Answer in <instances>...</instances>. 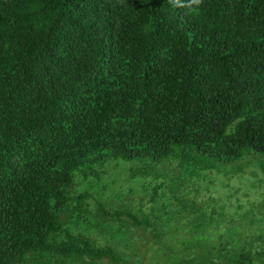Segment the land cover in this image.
Returning <instances> with one entry per match:
<instances>
[{"label":"trees","instance_id":"16d2710c","mask_svg":"<svg viewBox=\"0 0 264 264\" xmlns=\"http://www.w3.org/2000/svg\"><path fill=\"white\" fill-rule=\"evenodd\" d=\"M245 163L255 201L182 192ZM142 249L264 264V0H0V264Z\"/></svg>","mask_w":264,"mask_h":264},{"label":"rangeland","instance_id":"374dc122","mask_svg":"<svg viewBox=\"0 0 264 264\" xmlns=\"http://www.w3.org/2000/svg\"><path fill=\"white\" fill-rule=\"evenodd\" d=\"M242 170L244 172V176H238L234 175L233 172H235V169L233 172H230L229 177H224L222 176H217L212 174H209L210 178L209 181L211 183L204 184L200 189H196V187H193L191 183H184V190L182 191L183 194H187L189 192L192 193V196L195 197L197 201H205V202H210V201H234L236 197H239L242 199V201H245V196H243V193H247L250 191V196L248 195V200L249 202L255 201L257 197L260 196V193L257 188L254 187V185H260V179L262 178L260 172H258V175L256 177V173H252V167L249 166V164H242ZM186 182V181H185ZM259 182V183H258ZM204 183V182H203ZM252 185L254 187V192L251 190ZM251 188V189H250ZM83 189V188H79ZM134 191L132 194H129L128 197H130V200L128 201V205L133 208H144L147 212L152 214L153 212L150 211L152 208V204L150 201L152 200L151 197V192L148 191L149 187L141 188L139 186H135ZM107 195V193L105 192ZM109 196H113L111 199H108L110 201H114L117 199V196L113 194H108ZM119 201V200H118ZM116 207H121L124 206L125 204L123 200L120 202H115ZM120 209V208H119ZM107 242V241H106ZM100 243H105L100 242ZM113 246L116 245L112 244ZM123 251H125L126 256L130 255V249L129 247H124ZM138 257L133 260L135 263L138 264H163L162 263V256L155 251V249L147 250L145 251L144 249L141 250V253L137 255Z\"/></svg>","mask_w":264,"mask_h":264},{"label":"clouds","instance_id":"9594fccd","mask_svg":"<svg viewBox=\"0 0 264 264\" xmlns=\"http://www.w3.org/2000/svg\"><path fill=\"white\" fill-rule=\"evenodd\" d=\"M168 2L174 7H183L192 11L199 9L203 5L204 0H168Z\"/></svg>","mask_w":264,"mask_h":264}]
</instances>
